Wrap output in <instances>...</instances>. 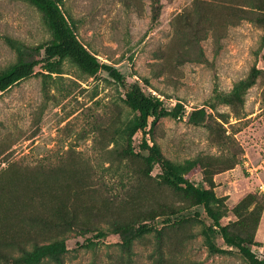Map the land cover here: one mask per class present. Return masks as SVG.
<instances>
[{
  "label": "rangeland",
  "instance_id": "obj_1",
  "mask_svg": "<svg viewBox=\"0 0 264 264\" xmlns=\"http://www.w3.org/2000/svg\"><path fill=\"white\" fill-rule=\"evenodd\" d=\"M60 3L100 62L176 112L150 122L149 144L175 164L198 161L190 180L221 199V224L264 258V0ZM5 37L29 48L53 39L25 0H0V71L18 60ZM124 92L68 57L0 92V261L63 239L61 258L39 264H250L218 233L225 251H208L211 219L146 161L140 132L128 149L134 111ZM198 109L205 117L189 122ZM140 224L150 227L128 233Z\"/></svg>",
  "mask_w": 264,
  "mask_h": 264
},
{
  "label": "trees",
  "instance_id": "obj_2",
  "mask_svg": "<svg viewBox=\"0 0 264 264\" xmlns=\"http://www.w3.org/2000/svg\"><path fill=\"white\" fill-rule=\"evenodd\" d=\"M25 1L33 4L42 13L53 39L41 46L29 48L17 40L5 37L6 42L17 52L18 60L0 71V92L34 74L36 68L47 72H57L61 60L65 57L70 58L87 73L95 74L100 70L106 71L110 77L124 86V101L134 111V118L126 127L129 139L128 149H130L132 136L140 132L139 148L143 152L146 161L156 164L167 182L180 186L192 193L196 201L203 206L206 215L211 219L214 226V228L209 227L205 232V243L208 251L212 254L225 251L213 240V234L218 233L227 246L235 247L250 264H264V258H258L252 251L250 240L232 235L227 227L221 224L218 212L213 209V207L221 203V199L212 190L199 187L190 180V177L200 168L198 161L185 160L183 163L175 164L167 159L155 145L149 144L146 139L150 122H154L159 117L169 113L176 115V112L167 110L163 101L156 95L146 92L139 82L134 81L126 84L124 77L116 67L100 62L78 39L74 23L62 10L60 0ZM41 49L43 50V55L39 56ZM244 83L239 82L233 88L230 96L232 99L238 100ZM204 117V110L198 109L190 112L187 119L189 122H197ZM149 225L140 224L128 233H141L148 230ZM104 235V231H99L93 235V238L99 239ZM127 237L123 236V239H125L122 240L123 247H127L130 242ZM65 251V241L56 239L51 242L36 244L32 249L24 250L20 255L14 257H6L4 254L0 264H39L44 259L58 261Z\"/></svg>",
  "mask_w": 264,
  "mask_h": 264
},
{
  "label": "built area",
  "instance_id": "obj_3",
  "mask_svg": "<svg viewBox=\"0 0 264 264\" xmlns=\"http://www.w3.org/2000/svg\"><path fill=\"white\" fill-rule=\"evenodd\" d=\"M260 188L264 191V186L261 185Z\"/></svg>",
  "mask_w": 264,
  "mask_h": 264
}]
</instances>
